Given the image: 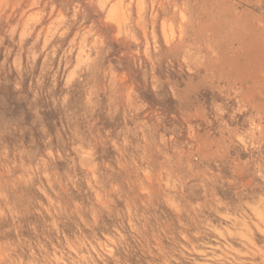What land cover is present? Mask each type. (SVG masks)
<instances>
[{"label":"clouds","instance_id":"obj_1","mask_svg":"<svg viewBox=\"0 0 264 264\" xmlns=\"http://www.w3.org/2000/svg\"><path fill=\"white\" fill-rule=\"evenodd\" d=\"M0 264H264V0H0Z\"/></svg>","mask_w":264,"mask_h":264},{"label":"rangeland","instance_id":"obj_2","mask_svg":"<svg viewBox=\"0 0 264 264\" xmlns=\"http://www.w3.org/2000/svg\"><path fill=\"white\" fill-rule=\"evenodd\" d=\"M256 59V51L253 48L247 53V55L234 61L238 67V74L242 77L252 75V68L254 67Z\"/></svg>","mask_w":264,"mask_h":264}]
</instances>
